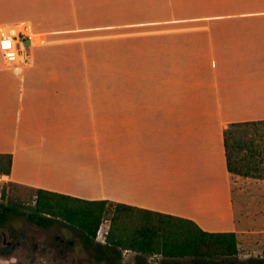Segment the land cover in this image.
Wrapping results in <instances>:
<instances>
[{
	"label": "crops",
	"instance_id": "0c3cea01",
	"mask_svg": "<svg viewBox=\"0 0 264 264\" xmlns=\"http://www.w3.org/2000/svg\"><path fill=\"white\" fill-rule=\"evenodd\" d=\"M5 26L36 47L0 55L1 178L242 235L223 133L264 121V0H0ZM70 53H115L114 104Z\"/></svg>",
	"mask_w": 264,
	"mask_h": 264
},
{
	"label": "trees",
	"instance_id": "16d2710c",
	"mask_svg": "<svg viewBox=\"0 0 264 264\" xmlns=\"http://www.w3.org/2000/svg\"><path fill=\"white\" fill-rule=\"evenodd\" d=\"M250 131L260 133L262 148L255 145L252 138H234L238 133L246 136ZM223 137L227 171L231 175L260 178L245 162L254 160V164L264 166V121L230 124ZM235 150H245L246 154L242 159H235ZM11 163L10 154H0V176L10 175ZM254 167L257 171L258 166ZM33 191L35 205L30 213H19L12 205L0 204V225L22 215L41 227L61 221L75 231L77 238L93 252L99 263L120 260L122 250L140 256L187 258L191 264H235L232 259L239 254L235 233L204 232L191 221L119 203L85 201L41 189ZM103 221L108 222V229L104 243H99L96 236ZM213 257L220 259L214 260Z\"/></svg>",
	"mask_w": 264,
	"mask_h": 264
},
{
	"label": "rangeland",
	"instance_id": "374dc122",
	"mask_svg": "<svg viewBox=\"0 0 264 264\" xmlns=\"http://www.w3.org/2000/svg\"><path fill=\"white\" fill-rule=\"evenodd\" d=\"M71 43V41H60L50 45H70ZM29 45L28 42L24 43L25 48H29ZM65 53H69V51ZM70 54L72 57L69 61V67L77 68L89 66L93 72L91 77L86 78H90L94 84L102 85V100H107L109 105L114 104L116 99L115 53ZM244 136L245 135L238 133L234 138H252L255 145H259V148L263 147V138L260 137V133L250 131L245 137ZM107 139L109 144L114 145V133L110 132ZM245 154V150L234 151L235 159H242ZM253 161L247 160L245 163H248L247 165L251 169V172L254 175H260V178L256 179L241 176L240 180H235V178H233L234 193H239L241 197L240 206L243 208L241 215H236L242 235L240 237L236 236L239 254L236 258L232 259L235 261V264H264V166L256 165ZM254 166H258L257 171L254 170ZM2 193L4 196H2ZM0 204L12 205L19 213H30L35 205V192L32 188L26 186L9 184V182H6V180L0 176ZM65 226L63 222L58 221L50 229L41 231L22 215L19 217H12L6 225L2 226L1 231L4 233L3 238L7 241H12L14 238L18 237L30 239V243L33 245L32 250L35 251L38 240L44 234L51 237L59 234L68 240H76V233L73 231H65ZM107 229L108 222L103 221L97 232L96 242L104 243V235ZM77 253L80 259L89 261L91 264H191V260L187 258L168 259L162 256H140L134 252L125 250L121 251L120 260L116 262L99 263L94 259L91 250L80 249ZM28 259L27 257L26 264H28ZM213 259L218 260L220 258L213 257ZM43 260H45V258ZM41 261L42 259H37L38 263ZM0 264H18L17 257L13 255V257L0 258Z\"/></svg>",
	"mask_w": 264,
	"mask_h": 264
},
{
	"label": "flooded vegetation",
	"instance_id": "af4514ba",
	"mask_svg": "<svg viewBox=\"0 0 264 264\" xmlns=\"http://www.w3.org/2000/svg\"><path fill=\"white\" fill-rule=\"evenodd\" d=\"M57 222H53L50 226L41 227L34 224L41 231H46L54 226ZM3 225H0V258L13 257L16 255L18 264H26V258L28 257V264H91L89 261H84L79 258L77 251L80 249H86L81 241L68 240L62 236L55 235L54 237L44 234L36 245V250L33 251V245L30 243V239L24 237L14 238L12 241H7L3 238L4 233L1 231ZM65 231L74 230L66 227ZM33 252H32V251ZM45 258V260H43ZM37 259H42L40 263Z\"/></svg>",
	"mask_w": 264,
	"mask_h": 264
},
{
	"label": "built area",
	"instance_id": "2783aa9c",
	"mask_svg": "<svg viewBox=\"0 0 264 264\" xmlns=\"http://www.w3.org/2000/svg\"><path fill=\"white\" fill-rule=\"evenodd\" d=\"M26 42L30 44L29 48L24 47ZM31 48V37L26 27H1L0 55L7 67H28L32 62Z\"/></svg>",
	"mask_w": 264,
	"mask_h": 264
},
{
	"label": "bare ground",
	"instance_id": "6f19581e",
	"mask_svg": "<svg viewBox=\"0 0 264 264\" xmlns=\"http://www.w3.org/2000/svg\"><path fill=\"white\" fill-rule=\"evenodd\" d=\"M29 33V32H28ZM30 34V37H31V41H32V47H36L35 45H34V43H33V35L31 34V33H29Z\"/></svg>",
	"mask_w": 264,
	"mask_h": 264
}]
</instances>
